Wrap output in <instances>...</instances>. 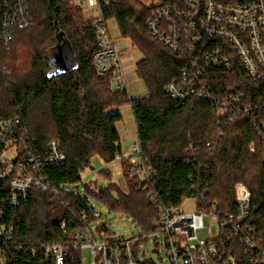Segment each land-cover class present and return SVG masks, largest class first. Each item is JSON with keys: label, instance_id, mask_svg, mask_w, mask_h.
Segmentation results:
<instances>
[{"label": "trees", "instance_id": "1", "mask_svg": "<svg viewBox=\"0 0 264 264\" xmlns=\"http://www.w3.org/2000/svg\"><path fill=\"white\" fill-rule=\"evenodd\" d=\"M25 1L27 22L14 24L8 44L0 40V117L19 118L18 135L33 149L44 152L52 140L61 143L66 159L47 166L46 174L65 191L71 207L46 212L43 208L52 203L35 189L12 205L9 182L0 181V226L14 228L9 245L0 241V264H42L44 244L69 241L82 212L93 210L79 190L82 172L95 157L111 163L122 154L118 123L124 116L118 108L128 105L141 156L152 171V188L162 201L182 207L192 197L199 207L217 203L221 209L234 210V185L242 181L252 195L248 222L262 234L264 246V137L256 122L230 121L208 100L177 102L166 91L181 78L188 58L170 52L151 33L147 21L156 9L182 0H111L104 8L107 21L114 20L120 36L143 55L136 68L147 89L143 96L131 95L127 88L113 90V72L98 73L94 55L101 42L85 8L72 0ZM10 7H15L12 0L9 6L0 0V33ZM65 40L79 63L77 70L61 71L51 63L54 48ZM202 42L208 47L219 44L213 38ZM205 81L220 94H244L264 119V81L247 80L239 65L213 68ZM122 169L126 189L110 183L95 191L84 183L85 191L110 213L132 217L141 233L152 232L159 211L141 180L129 175L125 160ZM64 264H83V253L71 250Z\"/></svg>", "mask_w": 264, "mask_h": 264}, {"label": "built area", "instance_id": "2", "mask_svg": "<svg viewBox=\"0 0 264 264\" xmlns=\"http://www.w3.org/2000/svg\"><path fill=\"white\" fill-rule=\"evenodd\" d=\"M12 1L15 7H10L11 12L6 13L9 17L4 22L5 30L0 33L4 44L11 41L15 23L27 22L26 1ZM75 2L91 13L101 42V49L94 55L98 73L113 72V90L127 88L119 50L104 15V8L111 0ZM5 3L9 6V0ZM147 25L170 52L188 58L181 78L174 79L166 88L172 98L183 103L199 98L208 100L214 105V111L230 121L244 118L256 122L264 137V119H260L253 103L244 94H220L205 81V74L213 68L235 65L244 71L247 80L264 81V0H182L181 4L166 5L153 11ZM205 38H213L219 44L208 47L202 42ZM19 124V118L4 120L0 117V181L10 184L12 193L8 202L18 205L35 189L46 193L52 203L70 208L65 191L46 174L47 166L63 163L66 159L61 143L52 140L44 152L33 149L18 135ZM124 159L129 175L141 180L144 191L159 211L155 230L117 237L110 233L108 221L102 214L94 208L85 210L69 241L42 246V264H64L71 250L83 254L88 251L90 264H156L146 258V250H143L144 243L152 237L157 244L161 243L159 238L162 237L168 264H264L262 234L248 222L252 195L244 182L234 185V210L221 209L214 203L208 209L197 206L194 212L186 213L182 207L165 204L152 188V171L141 156L137 140L127 154H117V161ZM62 227L66 231V221ZM206 227L208 239L192 244L198 239L197 231ZM13 235V226H0V241L5 245L12 242Z\"/></svg>", "mask_w": 264, "mask_h": 264}, {"label": "rangeland", "instance_id": "3", "mask_svg": "<svg viewBox=\"0 0 264 264\" xmlns=\"http://www.w3.org/2000/svg\"><path fill=\"white\" fill-rule=\"evenodd\" d=\"M72 1L73 3L77 4L75 0ZM85 10H86L85 13L88 16L89 15L91 16V13L87 9ZM108 24L112 36L115 39V44L117 49L119 50V54L122 60L124 79L128 84L127 90L131 95L135 94V91L131 90L130 84L131 81H133L134 79L137 81L140 80L141 82L144 83V81L138 76L136 72L137 63L142 59L143 55L138 50V48H136L132 44L131 40L122 38L120 36L118 25L114 20L109 21ZM132 76L134 77L132 78ZM144 93H145L144 95L147 94V89L146 92ZM116 109L117 108H114L113 110ZM118 109L123 113L124 116L123 120L120 123H118V129L121 135L122 153L127 154L131 150L135 141L137 140V127L131 107L129 105L120 107ZM11 156L13 157L14 154H12ZM122 162L123 160L122 161L115 160L111 163H106L100 160L99 158L95 157L92 166L86 169L84 172H82L83 184L80 185L79 190L83 196L88 198L89 200L88 205L90 207H93L95 210H97L107 219L108 228L112 235L117 237H131L133 235H138L141 233V228L134 222L133 218L116 212L110 213L103 204H101L98 200H96V198H94L92 195L88 194V192L85 191L84 188V183H90L91 186H89V188L95 191L99 190L101 187L106 186L107 184L115 183L122 185V187L126 189L123 178ZM126 165L128 167L127 161H126ZM104 171H108L110 175L109 176L106 175ZM60 207H64V205L56 204L53 202L50 208H43V209L46 212L52 213L53 210L57 211V209ZM182 209L186 213L194 212L197 209V200L192 197L185 199L182 204ZM205 224L206 225L209 224L208 219H206ZM196 234L198 239L192 241V244L199 243L200 241L206 240L209 237V232L207 227L198 230ZM159 241L161 243L157 244L155 238L152 237L150 240L144 243L143 250H146V258L152 259L156 264H168L167 263L168 254L166 248L162 243V237L159 238ZM90 258L91 257L89 252L88 251L84 252L83 264H90Z\"/></svg>", "mask_w": 264, "mask_h": 264}, {"label": "water", "instance_id": "4", "mask_svg": "<svg viewBox=\"0 0 264 264\" xmlns=\"http://www.w3.org/2000/svg\"><path fill=\"white\" fill-rule=\"evenodd\" d=\"M51 63L61 71H74L79 68V63L74 56L73 50L66 40L63 44L59 43L54 48Z\"/></svg>", "mask_w": 264, "mask_h": 264}, {"label": "crops", "instance_id": "5", "mask_svg": "<svg viewBox=\"0 0 264 264\" xmlns=\"http://www.w3.org/2000/svg\"><path fill=\"white\" fill-rule=\"evenodd\" d=\"M133 77L134 76H132V78ZM127 86H128V84H127ZM130 87H131V90L132 91H135V94H132V95L141 96V95H144L145 94L144 92H146V87H145L144 83L141 82L140 80L137 81V80L134 79L133 81H131ZM142 91H144V92H142Z\"/></svg>", "mask_w": 264, "mask_h": 264}]
</instances>
